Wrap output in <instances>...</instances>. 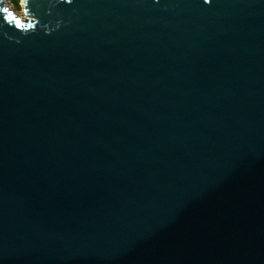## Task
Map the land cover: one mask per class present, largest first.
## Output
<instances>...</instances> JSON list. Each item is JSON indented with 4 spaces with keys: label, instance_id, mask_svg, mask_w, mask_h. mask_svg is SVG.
<instances>
[{
    "label": "water",
    "instance_id": "1",
    "mask_svg": "<svg viewBox=\"0 0 264 264\" xmlns=\"http://www.w3.org/2000/svg\"><path fill=\"white\" fill-rule=\"evenodd\" d=\"M0 0V264H264V0Z\"/></svg>",
    "mask_w": 264,
    "mask_h": 264
},
{
    "label": "rangeland",
    "instance_id": "2",
    "mask_svg": "<svg viewBox=\"0 0 264 264\" xmlns=\"http://www.w3.org/2000/svg\"><path fill=\"white\" fill-rule=\"evenodd\" d=\"M6 5L9 8H12V11L19 16H24L22 0H17V3H14L12 0H5Z\"/></svg>",
    "mask_w": 264,
    "mask_h": 264
},
{
    "label": "trees",
    "instance_id": "3",
    "mask_svg": "<svg viewBox=\"0 0 264 264\" xmlns=\"http://www.w3.org/2000/svg\"><path fill=\"white\" fill-rule=\"evenodd\" d=\"M14 3H17V0H12Z\"/></svg>",
    "mask_w": 264,
    "mask_h": 264
},
{
    "label": "bare ground",
    "instance_id": "4",
    "mask_svg": "<svg viewBox=\"0 0 264 264\" xmlns=\"http://www.w3.org/2000/svg\"><path fill=\"white\" fill-rule=\"evenodd\" d=\"M20 17H23V16H20Z\"/></svg>",
    "mask_w": 264,
    "mask_h": 264
}]
</instances>
